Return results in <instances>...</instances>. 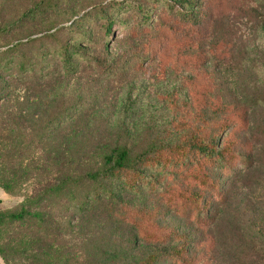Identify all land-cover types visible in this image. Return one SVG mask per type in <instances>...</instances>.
Here are the masks:
<instances>
[{
  "label": "rangeland",
  "instance_id": "rangeland-1",
  "mask_svg": "<svg viewBox=\"0 0 264 264\" xmlns=\"http://www.w3.org/2000/svg\"><path fill=\"white\" fill-rule=\"evenodd\" d=\"M23 64L32 89L16 86ZM202 147L228 149L232 166L214 168ZM121 150L140 184L119 198L138 255L264 264V0H0V182L14 165L27 180L0 188V214L66 177V207L102 195L105 182L78 181ZM198 194L209 201L201 225ZM60 202L42 206L59 216ZM78 217L65 219L74 245L98 230ZM107 230L111 245L126 238Z\"/></svg>",
  "mask_w": 264,
  "mask_h": 264
},
{
  "label": "trees",
  "instance_id": "trees-1",
  "mask_svg": "<svg viewBox=\"0 0 264 264\" xmlns=\"http://www.w3.org/2000/svg\"><path fill=\"white\" fill-rule=\"evenodd\" d=\"M11 66L12 63L10 62V68ZM21 66V73L16 76V86L21 84L22 87L32 89L38 80L37 73L31 70L29 72V68L25 64ZM9 70L11 71V69ZM232 104L240 109L242 107L240 111L245 113V118L248 120V110L245 109L246 103H238L236 98H233ZM36 114L34 111V115ZM12 116L13 114L10 113V122ZM27 120L30 125H33L30 118ZM242 120L244 121V118ZM31 145L32 143L27 142L25 147ZM213 146L217 147V143H213ZM199 152L205 160H212L216 169H227L234 162V157L228 149L218 151L210 149L207 151L206 148L202 147ZM146 161L148 160L144 162ZM130 163V154L125 150L115 151L106 156L100 170L94 173H86L78 181L79 184L105 182L103 185L105 190L102 191L104 193L102 195L101 193L87 195L84 199L77 200L76 205L72 208L66 207L62 203L65 190L72 181L66 177L52 183L42 195L41 193L37 194L36 199H28L20 213L0 214V257L3 264H157V259L162 255H138L135 247L136 239L139 240L138 233L136 234L137 228L134 225L135 221H132L128 215L131 206H124L125 204L121 203V199H119L122 195L139 194L140 184L137 181H132L133 178L129 176L130 171H132ZM9 171L10 176H5L0 182V188L7 192L27 181L22 179L20 175H18L19 177L16 176L15 165L9 167ZM26 173L24 171V174ZM215 188L216 186L213 184L211 189L216 190ZM56 199L61 200L60 203H57L58 210H56L59 216H55L51 209H44L42 206L47 201ZM116 199L120 201L119 207L121 209L119 210L115 209L116 207L111 203V200L116 201ZM197 201H199L197 223L206 224L207 222L203 223V221H207V217L205 216L202 220V214L208 210L209 201L203 206L202 197L199 194ZM218 203L221 208L226 205L224 199L219 200ZM196 204L194 201L193 205ZM71 211L76 212L79 216L80 230L87 227L84 233L88 234L87 232L91 227L98 229L97 233L90 234L86 238L84 237L85 234L82 235L83 237L79 235L78 240L82 242L78 245L67 241V238L72 235L69 231H74L70 230L73 229L71 223L65 220L67 213L70 214ZM210 224L199 227H208ZM105 228L108 229L106 236L110 230H113L112 236L124 234L125 240V236L122 235L124 241L119 242V244L115 243V245L109 244L107 240H104L106 238L101 236V233L104 235ZM166 256L167 261H172L173 264H194L192 258L183 249H175Z\"/></svg>",
  "mask_w": 264,
  "mask_h": 264
}]
</instances>
